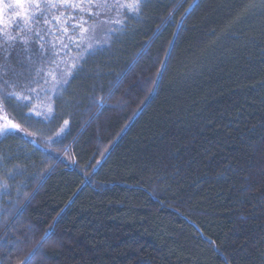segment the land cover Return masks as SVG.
Instances as JSON below:
<instances>
[{
	"label": "trees",
	"instance_id": "16d2710c",
	"mask_svg": "<svg viewBox=\"0 0 264 264\" xmlns=\"http://www.w3.org/2000/svg\"><path fill=\"white\" fill-rule=\"evenodd\" d=\"M112 1L3 0L0 264H264V0Z\"/></svg>",
	"mask_w": 264,
	"mask_h": 264
},
{
	"label": "rangeland",
	"instance_id": "374dc122",
	"mask_svg": "<svg viewBox=\"0 0 264 264\" xmlns=\"http://www.w3.org/2000/svg\"><path fill=\"white\" fill-rule=\"evenodd\" d=\"M13 2H15V3H17V0H12ZM124 0H114V1H112V2H115V4L117 3V5H118V3L120 4V3H122ZM131 1H133V0H131ZM3 9H4V2H3V0H0V16L2 15V11H3ZM119 10V8L117 7L116 8V11H118ZM12 34H15V33H12ZM65 39V38H64ZM60 41H63V39L62 40H60ZM1 53H2V50H1ZM3 54H4V56L2 55V56H0V61L1 60H3L2 59V57L3 58H8V55H6L5 54V51L3 50ZM2 65H1V67H0V74L2 75V73H4V71L5 72H7L6 71V67L5 68H3L4 66H5V62H2L1 63ZM1 70H3V71H1ZM52 79V78H51ZM61 79H64L63 77H61ZM60 79V81H55L54 79H52V84H53V86L54 87H56V86H58V84L59 83H63V81ZM10 84V82H9V80L8 81H4V85L6 86V92L8 93V95H12V94H14V93H16V91H14V89H12L11 88V90L10 89H8L9 88V85ZM52 84H49V86L51 85L52 86ZM12 93V94H11ZM18 96L20 95L19 93L17 94ZM36 107L40 110V111H46L47 109H48V107H49V102H45V101H43V100H41V101H37V105H36ZM10 124H16V123H13L12 121H9L8 120V118L5 116V115H3L2 117H0V128H4V126L5 125H8V127L7 128H5V130L4 131H0V140L3 138L2 136L4 135V133L6 132V131H12V132H16V133H19V134H21V129H20V127H19V125H17L18 127H16V128H12L11 126H10ZM0 162H1V159H0ZM1 185V184H0Z\"/></svg>",
	"mask_w": 264,
	"mask_h": 264
},
{
	"label": "snow or ice",
	"instance_id": "6c2138e0",
	"mask_svg": "<svg viewBox=\"0 0 264 264\" xmlns=\"http://www.w3.org/2000/svg\"><path fill=\"white\" fill-rule=\"evenodd\" d=\"M20 2H21V0H17V3H20ZM139 3H140V0H133L132 3L122 4V5H120V7H126L129 12H135V11H138V9H139ZM65 83H66V81H65ZM65 123H67V122H65ZM10 126L12 128L18 127L16 124H10ZM7 127H8V125H5L4 128H0V131H4L5 128H7Z\"/></svg>",
	"mask_w": 264,
	"mask_h": 264
}]
</instances>
